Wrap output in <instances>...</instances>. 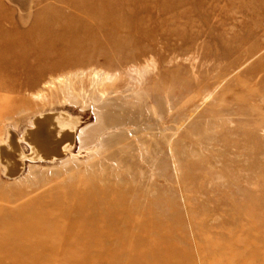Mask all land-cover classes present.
Wrapping results in <instances>:
<instances>
[{"label": "rangeland", "instance_id": "obj_1", "mask_svg": "<svg viewBox=\"0 0 264 264\" xmlns=\"http://www.w3.org/2000/svg\"><path fill=\"white\" fill-rule=\"evenodd\" d=\"M173 257L264 264V0H0V264Z\"/></svg>", "mask_w": 264, "mask_h": 264}, {"label": "bare ground", "instance_id": "obj_2", "mask_svg": "<svg viewBox=\"0 0 264 264\" xmlns=\"http://www.w3.org/2000/svg\"><path fill=\"white\" fill-rule=\"evenodd\" d=\"M52 118H54V117H51V115L49 116L48 115V117L47 116H45V117H43L42 119H39L38 121H37V125H36V128L35 129H33V130H31L30 131V133H28V137H27V139H28V141L30 142V145H31V147H32V155H30L32 158H40V159H42L43 157H45L47 154H53V155H56L57 154V150L58 149H55L54 147H52V148H49L48 147V145L50 144V143H48L47 141H45L46 139L44 138L43 139V137H44V135H45V127H44V123L45 122H48L49 123V129H50V127L52 126L51 124H50V121H52L51 119ZM50 132H51V135L52 136H56L57 134L55 133V132H52L51 131V129H50ZM67 137H68V135H66ZM12 137V136H11ZM12 144V143H11ZM10 144V145H11ZM48 144V145H47ZM13 145V144H12ZM59 145V144H58ZM68 146H72V145H68ZM13 147H14V145H13ZM6 149H9V148H6ZM14 150V149H13ZM12 150V151H13ZM8 152H11V149L10 150H8ZM23 154H25V153H22V152H20V154H19V156H22ZM26 155V154H25ZM19 156H18V158H19ZM29 156V157H30ZM21 158H25L24 157V155L21 157ZM20 158V159H21ZM10 159H12V158H10ZM13 162H14V160H12ZM11 164H12V162H11ZM11 166H13V165H11ZM12 170V169H11ZM175 257H173V258H170V259H168L167 260V263L168 264H175ZM148 264V263H147ZM151 264H153V263H151Z\"/></svg>", "mask_w": 264, "mask_h": 264}]
</instances>
